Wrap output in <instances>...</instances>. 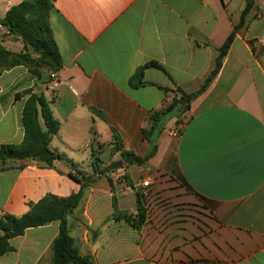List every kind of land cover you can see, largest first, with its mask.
I'll return each instance as SVG.
<instances>
[{
    "label": "crops",
    "instance_id": "crops-1",
    "mask_svg": "<svg viewBox=\"0 0 264 264\" xmlns=\"http://www.w3.org/2000/svg\"><path fill=\"white\" fill-rule=\"evenodd\" d=\"M22 1L0 0V19ZM253 2L218 74L166 123L148 164L104 172L120 160L117 141L147 154L150 114L178 90L199 89L246 0H55L56 86L21 66L0 75V145L22 142L23 92L31 89L59 123L49 148L64 159L0 171V215L21 216L47 194H76L81 185L69 174L84 176L69 234L95 264H264V0ZM44 80L50 89L39 90ZM136 191L144 200L140 228L112 219V198L117 212L136 216ZM58 228L52 222L11 239L0 264H49Z\"/></svg>",
    "mask_w": 264,
    "mask_h": 264
},
{
    "label": "trees",
    "instance_id": "trees-1",
    "mask_svg": "<svg viewBox=\"0 0 264 264\" xmlns=\"http://www.w3.org/2000/svg\"><path fill=\"white\" fill-rule=\"evenodd\" d=\"M55 0H25L10 8L0 19V28L9 36L22 44V51L12 52L0 44V75L15 67H24L27 72L40 80L49 73H58L62 68L61 57L54 41L49 25V13ZM253 0H246V7L241 14L238 24L234 27L222 47L216 50V58L209 75L202 82L198 90L187 94L178 90L175 95L160 110L149 116L150 127L142 131V136L148 141L149 149L144 157H138L132 152L123 150L120 142H115V148L120 152V160L112 163L104 172L119 171L123 166L144 167L156 154L157 140L165 125L172 119H178L185 114L192 101L201 95L218 74L224 57L234 39L235 34L245 26L246 16L253 8ZM145 67L160 68L157 64ZM168 93L167 90H165ZM28 95L22 112L21 126L23 140L19 144L0 145V171L22 167L23 162L33 161L38 165L52 168L57 160L64 156L50 150L49 143L52 136L59 130V123L51 113L49 102L43 94L34 93L31 89L23 92ZM20 164V165H19ZM95 168V163H92ZM69 176L81 185L80 191L67 197H57L47 194L36 203L28 204V211L21 216L9 214L0 215V257L10 252L9 241L21 237L28 229L46 226L58 222V235L51 245V259L49 264H95L91 256H82L69 234L68 217L80 205L83 198L85 181L88 178ZM136 216L117 212L116 201L112 198L114 212L112 219L124 220L134 228H140L145 220L143 210V195L135 192Z\"/></svg>",
    "mask_w": 264,
    "mask_h": 264
},
{
    "label": "rangeland",
    "instance_id": "rangeland-1",
    "mask_svg": "<svg viewBox=\"0 0 264 264\" xmlns=\"http://www.w3.org/2000/svg\"><path fill=\"white\" fill-rule=\"evenodd\" d=\"M7 41H9V44L4 47L5 49H7L9 51H12V52H20V51H22V49H23L22 44L19 41L13 39L11 36H9L4 29L0 28V44L5 43ZM40 85L41 86H40L39 90H45V89H50L49 85H51V83L49 84V81H47V80L45 81L44 80V81H42V83ZM92 145H93L94 150L98 149L97 145H96V142H92ZM83 152H84V154H88V153L91 152V150L89 148H85L83 150ZM82 167H83L84 171H88L90 169V167L88 166L87 160H84V164H82ZM140 194L143 195V192L140 191ZM158 199L159 198H157L156 200H158Z\"/></svg>",
    "mask_w": 264,
    "mask_h": 264
},
{
    "label": "built area",
    "instance_id": "built-area-1",
    "mask_svg": "<svg viewBox=\"0 0 264 264\" xmlns=\"http://www.w3.org/2000/svg\"><path fill=\"white\" fill-rule=\"evenodd\" d=\"M49 79L51 80V83H53V87H55L56 86V74L55 73H49ZM171 136L173 138L179 137V131L173 132ZM113 177H114V180H122L124 178L123 176H120V175H115ZM150 186H151L150 181L142 182V188L148 189V188H150Z\"/></svg>",
    "mask_w": 264,
    "mask_h": 264
}]
</instances>
